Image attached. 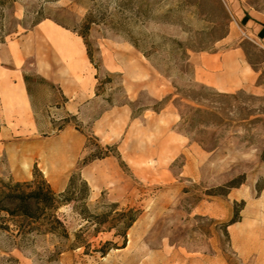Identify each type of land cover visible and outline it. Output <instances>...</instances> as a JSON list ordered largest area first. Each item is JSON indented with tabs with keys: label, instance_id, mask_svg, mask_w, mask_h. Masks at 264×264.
Returning a JSON list of instances; mask_svg holds the SVG:
<instances>
[{
	"label": "rangeland",
	"instance_id": "1",
	"mask_svg": "<svg viewBox=\"0 0 264 264\" xmlns=\"http://www.w3.org/2000/svg\"><path fill=\"white\" fill-rule=\"evenodd\" d=\"M242 12L264 21V0H0V83L10 70L34 76L29 98L38 127L21 128L0 102V179L32 181L37 166L63 193L82 161L106 151L108 144L90 129L104 111L124 104L135 116L167 109L151 132L136 129L142 160L114 157L121 174L98 188L82 177L91 188L92 215L111 213L112 204L141 211L125 247L116 231L96 234L70 205L60 210L69 238L24 232L0 219V264H264V45L239 22ZM45 20L81 35L92 56L98 97L86 111L88 125L66 113L62 92L33 72L36 50H49L35 30ZM12 46L24 53L20 61H12ZM234 50L255 77L252 87L218 91L196 80L200 57ZM102 52L151 66L168 93L156 99L140 92L130 99L122 75L106 69ZM173 115V137L160 148L162 128ZM66 121L89 141L74 170L60 178L55 166ZM177 140L185 146L175 158ZM161 153L168 157L162 160ZM81 231L86 245L76 248Z\"/></svg>",
	"mask_w": 264,
	"mask_h": 264
},
{
	"label": "crops",
	"instance_id": "2",
	"mask_svg": "<svg viewBox=\"0 0 264 264\" xmlns=\"http://www.w3.org/2000/svg\"><path fill=\"white\" fill-rule=\"evenodd\" d=\"M238 20L247 33L254 35L264 45V21L259 14L242 12ZM35 30L38 36L42 35L47 40L49 50L48 54L44 55L40 54L38 49L36 50L38 57L35 55L34 74L56 86L62 92V96L67 99L62 109L76 116L80 123L88 125L86 111L98 97V79L96 68L89 58L85 42L82 41L83 38L49 20L40 22ZM73 37L74 41H72ZM8 52L13 62L20 61L24 55L17 46L10 47ZM102 54L106 69L122 75L123 84L130 99L140 92H147L156 99H162L168 93L158 80H154L151 66L127 59L120 53L111 52L108 56L103 52ZM52 56L59 61L58 64L51 61ZM195 65L196 80L218 91L250 88L255 81V77L250 74L242 61L241 53L237 50L203 55ZM10 75L9 79L4 78L0 83L2 107L7 114L17 119L21 128L25 126L29 131H37L24 74L17 70H10ZM166 110L163 109L160 113L145 110L142 115L134 116L132 108L124 104L104 111L91 123L90 129L102 143L117 144L122 158L134 163L143 159L136 150L138 145L136 129L140 125L142 135H145L147 131L151 132L154 126L160 123L161 118L166 116L164 115ZM173 116L170 123H166L164 128L161 127L165 136L161 138L160 148L166 146L169 139L173 137L168 134L169 128L176 122L175 115ZM147 118L150 120L147 121ZM59 141L62 147L56 161L55 172L62 178L65 173L72 172L76 167L85 149L86 137L74 127L68 126L60 134ZM177 141L173 149L175 158L185 146V142ZM161 157L162 160L165 159L168 153H161ZM115 174L120 175L121 169L114 157L94 161L81 169V176L94 188L106 185L111 175ZM66 185V180L60 182L61 187Z\"/></svg>",
	"mask_w": 264,
	"mask_h": 264
},
{
	"label": "trees",
	"instance_id": "3",
	"mask_svg": "<svg viewBox=\"0 0 264 264\" xmlns=\"http://www.w3.org/2000/svg\"><path fill=\"white\" fill-rule=\"evenodd\" d=\"M88 55L92 61V56L89 52ZM33 77L34 76L32 75H24L26 90L30 98L32 97L31 82ZM41 79L47 82L44 78L41 77ZM63 99L64 102L67 101L64 96ZM161 110L162 109H154L157 113ZM71 117L74 118V116ZM65 124L66 125L59 129L60 131H63L67 126H70L69 121H66ZM86 139L89 141L88 137H86ZM113 148H115V153H112ZM105 150L106 151L102 154L93 155L91 158L85 159L80 163L78 171L72 174L69 185L63 193L58 194L52 189L51 185L37 169V166L35 170L39 172V174L34 173L32 181L15 182L13 180L4 181L3 179H0L1 221L4 223H14L24 232L36 231L38 233H50L59 237L69 238L65 220L60 213V210L63 207L73 205V209L79 211L83 220L96 227V234H99L100 232L116 231L115 236H121L124 238L125 247L127 233L138 220L141 211L136 208L118 210L119 205L112 204L111 208H113V211L111 213L97 216L92 215L88 207L91 188L81 176V169L94 161L102 160L111 156L121 159L117 147L107 145ZM262 160L264 161V157H262ZM244 204L245 203L243 202L241 205L242 209L244 208ZM236 222L237 220H232L230 224ZM103 228L104 230H101ZM83 233L84 231H81L76 234V248L86 245ZM109 244L111 243H106V245Z\"/></svg>",
	"mask_w": 264,
	"mask_h": 264
}]
</instances>
